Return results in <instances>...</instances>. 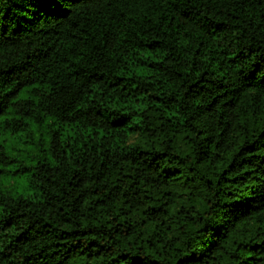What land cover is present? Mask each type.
<instances>
[{
    "label": "trees",
    "instance_id": "1",
    "mask_svg": "<svg viewBox=\"0 0 264 264\" xmlns=\"http://www.w3.org/2000/svg\"><path fill=\"white\" fill-rule=\"evenodd\" d=\"M0 264H264V0H0Z\"/></svg>",
    "mask_w": 264,
    "mask_h": 264
},
{
    "label": "rangeland",
    "instance_id": "2",
    "mask_svg": "<svg viewBox=\"0 0 264 264\" xmlns=\"http://www.w3.org/2000/svg\"><path fill=\"white\" fill-rule=\"evenodd\" d=\"M19 190H21V189H19Z\"/></svg>",
    "mask_w": 264,
    "mask_h": 264
}]
</instances>
